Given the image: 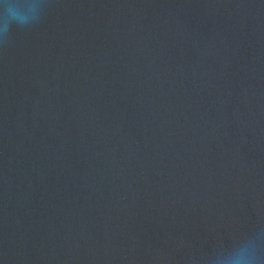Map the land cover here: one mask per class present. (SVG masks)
I'll list each match as a JSON object with an SVG mask.
<instances>
[{
	"label": "water",
	"instance_id": "water-1",
	"mask_svg": "<svg viewBox=\"0 0 264 264\" xmlns=\"http://www.w3.org/2000/svg\"><path fill=\"white\" fill-rule=\"evenodd\" d=\"M39 2L0 37V264H264V0Z\"/></svg>",
	"mask_w": 264,
	"mask_h": 264
},
{
	"label": "clouds",
	"instance_id": "clouds-1",
	"mask_svg": "<svg viewBox=\"0 0 264 264\" xmlns=\"http://www.w3.org/2000/svg\"><path fill=\"white\" fill-rule=\"evenodd\" d=\"M39 0H6L5 16L0 21V37L7 38L13 24L25 26L39 18ZM254 253L234 257L232 264H257Z\"/></svg>",
	"mask_w": 264,
	"mask_h": 264
}]
</instances>
